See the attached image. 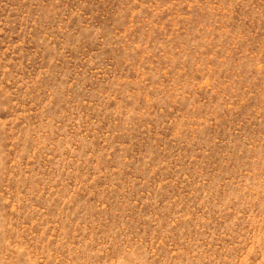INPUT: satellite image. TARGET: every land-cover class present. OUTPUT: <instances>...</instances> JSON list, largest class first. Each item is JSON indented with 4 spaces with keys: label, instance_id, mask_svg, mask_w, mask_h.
I'll return each mask as SVG.
<instances>
[{
    "label": "rangeland",
    "instance_id": "374dc122",
    "mask_svg": "<svg viewBox=\"0 0 264 264\" xmlns=\"http://www.w3.org/2000/svg\"><path fill=\"white\" fill-rule=\"evenodd\" d=\"M0 264H264V0H0Z\"/></svg>",
    "mask_w": 264,
    "mask_h": 264
}]
</instances>
